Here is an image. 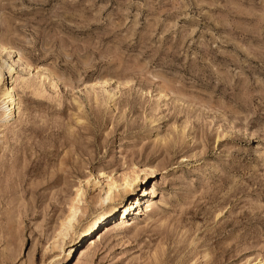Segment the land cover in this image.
Masks as SVG:
<instances>
[{
  "label": "rangeland",
  "instance_id": "obj_1",
  "mask_svg": "<svg viewBox=\"0 0 264 264\" xmlns=\"http://www.w3.org/2000/svg\"><path fill=\"white\" fill-rule=\"evenodd\" d=\"M0 47V264H264V0H0Z\"/></svg>",
  "mask_w": 264,
  "mask_h": 264
},
{
  "label": "bare ground",
  "instance_id": "obj_2",
  "mask_svg": "<svg viewBox=\"0 0 264 264\" xmlns=\"http://www.w3.org/2000/svg\"><path fill=\"white\" fill-rule=\"evenodd\" d=\"M0 51L1 53H4L6 50V48L4 47H0ZM4 64H5V68L3 71H0V83L2 82L3 86L0 89V102L6 106V113H7V117H11V115L15 112L16 109V105L18 104L14 98V91L11 88L10 85L4 83V81H2V79L4 78L3 72L6 71L7 74H10L11 71L13 70V64L14 61L11 62H7L6 60H4ZM5 80V79H4ZM141 172L145 175V176H150L152 173L150 168H144L141 170ZM152 176V175H151ZM95 177V175H94ZM95 179V178H94ZM136 181V179H135ZM134 181V183H135ZM129 183V181H128ZM132 184V182H131ZM127 185V183H126ZM130 194V196H133V198L131 199V201L129 202V204H125L124 206H122L123 210L120 213V210H118L116 208V206H109L107 208V211L104 213H100L97 217L93 218L84 228L82 235L85 237L91 236L97 229L98 227L101 225L100 222L103 219H107L109 217H113L116 214L119 213V215L121 214V219L124 217V215L129 214L130 211L132 210H136L137 209V205H140L141 201H142V197L145 194V191H143V193L141 194V196H138L137 194L134 193V188L131 187L129 189V191H127V194ZM108 195H106L105 200H108ZM139 208V207H138ZM126 218V217H125ZM72 220V219H71ZM121 222V221H120ZM125 223V222H124ZM65 233H63L64 235ZM66 236V234L64 235ZM81 240V239H80ZM89 244L82 250H80V254L79 256H83L87 251L90 250V248L92 247V245H94V241L91 239L89 240Z\"/></svg>",
  "mask_w": 264,
  "mask_h": 264
}]
</instances>
